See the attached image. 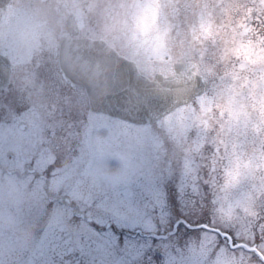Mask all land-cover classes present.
Here are the masks:
<instances>
[{
    "label": "rangeland",
    "instance_id": "374dc122",
    "mask_svg": "<svg viewBox=\"0 0 264 264\" xmlns=\"http://www.w3.org/2000/svg\"><path fill=\"white\" fill-rule=\"evenodd\" d=\"M240 5L253 9L244 27L264 38L260 0H55L63 21L74 14L82 33L110 40L144 75L193 61L210 87L150 126L80 112L87 133L62 150L39 142L36 116L26 132L18 129L20 116L14 131L0 130V264H264V111L251 99L253 85L264 89V63L243 70L250 80L243 109L214 107L235 96L229 85L237 70L221 68L215 34L235 26L230 6ZM8 13L16 29L31 30L30 54H43L38 39L49 37L48 24ZM154 30L156 56L173 38L187 48L199 35L206 44L191 60L173 54L150 68L124 41L136 47V34ZM17 40L5 42L15 54ZM27 163L37 175L10 174ZM45 178L54 195L73 202H51ZM76 205L90 223L75 216Z\"/></svg>",
    "mask_w": 264,
    "mask_h": 264
},
{
    "label": "flooded vegetation",
    "instance_id": "af4514ba",
    "mask_svg": "<svg viewBox=\"0 0 264 264\" xmlns=\"http://www.w3.org/2000/svg\"><path fill=\"white\" fill-rule=\"evenodd\" d=\"M13 9L14 12H11ZM7 13L15 16L24 14L30 21L48 24L45 32L49 37L38 39V48H44L43 54H30V42L33 38L30 35L31 30L16 29V18H8ZM69 16L63 21V17L56 11L55 0H11L5 7L0 8V82L6 83L5 87L0 88V130L14 131L15 118L20 116L22 118L17 122L18 129L26 132L30 127L29 117L36 116L42 128L38 135L39 142L60 150L69 147L71 143L80 144L84 133H87L86 125L79 127V122L84 124L80 112H92L86 91L68 84L63 76L59 58L62 45L73 44L74 52L78 56L80 41L92 42L94 45L98 40L104 42L101 45L107 43L125 56L107 38L82 33L76 16L73 15L76 18L73 24H70ZM3 24L8 26L3 29ZM16 36H20V40H17V54L5 46V42L15 41ZM256 138L254 136V142L261 139L260 136ZM253 148L252 152L257 153L256 147L255 150ZM7 156L13 158L17 155L14 151H8ZM27 164L23 169L14 168L10 174L20 178L37 175L38 173H21L22 170L25 171Z\"/></svg>",
    "mask_w": 264,
    "mask_h": 264
},
{
    "label": "water",
    "instance_id": "95a60500",
    "mask_svg": "<svg viewBox=\"0 0 264 264\" xmlns=\"http://www.w3.org/2000/svg\"><path fill=\"white\" fill-rule=\"evenodd\" d=\"M8 1L0 0V4L5 5ZM95 45L89 57L81 53L77 67L73 65L72 57L76 58V55L71 53V46H63L60 58L64 76L72 85L86 89L91 109L96 113L136 125H151L190 104L209 88L208 81L196 72L194 62L174 63L173 74H156L150 78L142 74L134 62L120 57L112 48ZM5 86V81H1L0 88ZM26 172L36 173L32 165L26 167ZM44 189L51 202L72 203L67 196H55L49 180ZM74 214L86 222L92 221L78 205Z\"/></svg>",
    "mask_w": 264,
    "mask_h": 264
},
{
    "label": "clouds",
    "instance_id": "9594fccd",
    "mask_svg": "<svg viewBox=\"0 0 264 264\" xmlns=\"http://www.w3.org/2000/svg\"><path fill=\"white\" fill-rule=\"evenodd\" d=\"M264 5V0H260ZM232 14L237 16L235 26H230L227 32H220L215 34L218 37L216 41L217 53L223 58L221 68H234L237 70L236 75L232 78L229 87H231L235 96L231 101L217 100L214 104L216 108H224L225 111L241 110L244 108V94L249 87V76L244 75L243 70L246 66H254L264 63V38L256 35L252 28H245L243 24L244 16H251L253 9L245 10L243 5L238 7H231ZM232 17H229L231 25ZM134 26L129 23V32H134ZM223 31V30H221ZM155 30L149 36L145 37L136 34V47L132 46L131 41H124V46L128 48L137 59V62L142 65H147L150 68H156L164 63V57H172L173 54L180 57L181 60H191L192 54L200 51L205 47L206 38L199 35L191 36L186 48L185 41L176 42L173 38L168 45H166L161 54L156 56L152 53L151 42L155 38ZM255 37V40L253 39ZM213 37H208L211 39ZM255 92L251 94L253 104H259L261 110L264 111V89L253 85ZM258 95V99H257Z\"/></svg>",
    "mask_w": 264,
    "mask_h": 264
},
{
    "label": "trees",
    "instance_id": "16d2710c",
    "mask_svg": "<svg viewBox=\"0 0 264 264\" xmlns=\"http://www.w3.org/2000/svg\"><path fill=\"white\" fill-rule=\"evenodd\" d=\"M259 184H260V189H263V185H261L262 181H259Z\"/></svg>",
    "mask_w": 264,
    "mask_h": 264
}]
</instances>
